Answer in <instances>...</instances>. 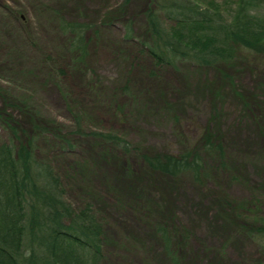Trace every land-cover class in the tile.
I'll list each match as a JSON object with an SVG mask.
<instances>
[{
  "label": "rangeland",
  "instance_id": "obj_1",
  "mask_svg": "<svg viewBox=\"0 0 264 264\" xmlns=\"http://www.w3.org/2000/svg\"><path fill=\"white\" fill-rule=\"evenodd\" d=\"M192 1L202 7L212 2L225 16L242 5L264 19V0ZM123 5L124 0H0V86L61 124L70 148L61 139L43 149L41 141L40 155L61 176L67 199L74 205L89 201L102 219L101 264H169L158 226L170 233L181 264H264L258 242L242 234L236 219L247 228L264 226V61L241 52L207 68L185 62L153 66L122 41L129 25L134 36L143 33L148 0ZM55 15L94 26L86 33V63L60 87L47 78L46 56L59 44ZM87 81L94 84L90 90L82 84ZM125 82L130 93L121 94L128 105L124 113L98 99ZM77 103L86 110L81 127L113 131L138 151L174 152L175 134L210 130L225 147L229 175L209 172L198 186L187 174L151 172L133 152L104 150L74 132L71 109Z\"/></svg>",
  "mask_w": 264,
  "mask_h": 264
},
{
  "label": "trees",
  "instance_id": "obj_2",
  "mask_svg": "<svg viewBox=\"0 0 264 264\" xmlns=\"http://www.w3.org/2000/svg\"><path fill=\"white\" fill-rule=\"evenodd\" d=\"M128 2L124 0L123 6ZM148 4L143 33L134 36L129 25L122 41L133 45L153 66L185 62L207 68L229 63L241 52L264 61V19L247 14L242 5L225 16L212 2L204 7L192 0H148ZM54 21L59 44L46 56L50 63L47 78L60 87L70 80L71 72L78 73L86 63V33L94 26L67 21L60 15H55ZM82 84L87 90L94 87L90 81ZM128 93L125 82L112 90L110 97L98 99L110 100V106L124 113L128 105L126 99L121 103V94L127 98ZM0 100V264H101L105 236L102 219L89 201L74 205L67 199L61 176L40 155L41 141L43 149L63 142L61 139L67 147L72 145L62 134L61 124L28 109L27 101L1 86ZM71 110L75 112L74 132L91 137L104 150L133 152L151 172L171 178L187 174L198 186L207 182L209 172L229 175L225 147L210 130L195 127V133L175 134L179 139L174 152L138 151L113 131L90 130L86 124L81 127L85 106L77 103ZM87 111L94 115L91 106ZM236 219L238 229L256 240L258 251L264 255V226L247 228L243 219ZM157 230L169 264H181L168 230L161 226Z\"/></svg>",
  "mask_w": 264,
  "mask_h": 264
}]
</instances>
